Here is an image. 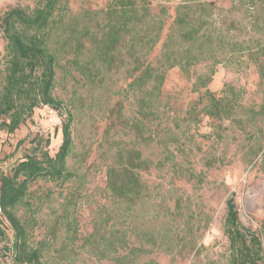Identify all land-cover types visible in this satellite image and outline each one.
Returning <instances> with one entry per match:
<instances>
[{
    "label": "rangeland",
    "instance_id": "374dc122",
    "mask_svg": "<svg viewBox=\"0 0 264 264\" xmlns=\"http://www.w3.org/2000/svg\"><path fill=\"white\" fill-rule=\"evenodd\" d=\"M41 1L0 0V14ZM58 1L49 32L59 54L55 94L64 109H55L51 120L48 107H37L15 133L0 132V158L11 155L9 163L33 152L29 139L37 133L50 137L54 155L63 116L68 109L74 114L68 165L75 176L62 186L36 181L30 205L19 212L30 222L31 242L44 248L47 264H114L122 250L104 255L99 235L105 227L118 236L127 229L136 246L150 249L132 264H229L227 200L234 199L246 228H264V0H137L127 14H109L113 0ZM112 24L120 26V41L106 55L102 41ZM5 44L0 31V69ZM189 46L200 60L187 72L166 69L154 116L141 117L129 90L136 59L160 72L167 58H185ZM103 51L110 62L100 59ZM214 60L207 86L197 85ZM207 89L225 98L231 116L206 113ZM120 147L151 160L142 171L150 196L130 218L106 186L107 166ZM3 261L14 264L11 255Z\"/></svg>",
    "mask_w": 264,
    "mask_h": 264
},
{
    "label": "trees",
    "instance_id": "16d2710c",
    "mask_svg": "<svg viewBox=\"0 0 264 264\" xmlns=\"http://www.w3.org/2000/svg\"><path fill=\"white\" fill-rule=\"evenodd\" d=\"M58 3V0H45L33 8L15 6L0 14V31L6 41L0 69V132L15 133L33 116L37 107L64 109L63 101L55 94L59 54L51 45L49 32L51 25L57 21L55 13ZM136 7L137 0H113L109 5V14H127ZM156 38L152 41V48L159 41V36ZM119 39L120 26L110 25L102 41L107 50L106 55L110 50H118ZM186 51L185 58H167V66L160 72L152 63L136 59L134 71L139 72L129 83V90L137 96L138 114L141 117L154 116L153 109L166 69L179 66L187 72L194 62L200 60L198 54H192V47L189 46ZM105 54L104 51L99 53L100 59L104 63L110 62L112 59ZM217 62L214 60L207 77H199L197 85L207 86L215 73ZM205 95L210 100V104L205 107L207 114L219 118L231 116L232 106L225 104V98H216L208 89ZM73 121L74 114L70 109L66 110L62 121V142L54 155L48 149L50 137L37 133L29 139L34 145L33 152L25 153L10 163L11 155L0 158V264H5L3 258L6 255L12 256L14 264H47L44 248L31 242L29 220L19 212L30 205V188L36 181L43 179L62 186L75 176L68 165L74 150ZM142 122L140 119L136 124ZM25 140H19L17 147L24 144ZM149 168L151 160L143 157L139 149L126 147L118 148L108 164L107 190L115 201L126 205L123 217H132L129 211L134 210L139 203L144 205L145 199L150 196L148 185L142 177V171ZM8 229L12 230V238L5 241ZM117 232H120L119 236L113 229L105 227L99 235L102 239L99 243H105L104 255L118 248L122 250V253L112 257L114 264H132L142 254L150 252L144 247V242L139 246L132 242L129 230ZM224 233L229 240V264H264V228L262 233L246 228L240 221L232 197L227 200ZM142 264H151V261Z\"/></svg>",
    "mask_w": 264,
    "mask_h": 264
},
{
    "label": "built area",
    "instance_id": "2783aa9c",
    "mask_svg": "<svg viewBox=\"0 0 264 264\" xmlns=\"http://www.w3.org/2000/svg\"><path fill=\"white\" fill-rule=\"evenodd\" d=\"M48 111H49V116H50V119L52 120L53 119V116L55 115L56 111L54 108H51V107H48Z\"/></svg>",
    "mask_w": 264,
    "mask_h": 264
}]
</instances>
